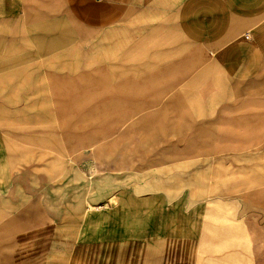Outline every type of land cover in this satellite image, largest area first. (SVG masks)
I'll list each match as a JSON object with an SVG mask.
<instances>
[{
  "label": "crops",
  "instance_id": "obj_1",
  "mask_svg": "<svg viewBox=\"0 0 264 264\" xmlns=\"http://www.w3.org/2000/svg\"><path fill=\"white\" fill-rule=\"evenodd\" d=\"M77 28L85 63L99 61L84 68L91 81L100 79L101 95L89 106H123V95H105L111 73V90H131L133 112L156 108L143 121L162 119L164 137L188 138V124L214 120L203 118L205 106L220 113L264 104V0H0V264H192L200 214L169 210L202 207L209 190L198 169L183 177V163L180 171L136 175L158 192L140 212H127L92 210L106 191L93 195L75 168L38 161L44 139L58 147L54 140L90 137L76 134L58 110L75 98ZM154 207L161 211H145ZM215 212L205 216L202 245L214 237ZM229 238L222 240L236 251L223 262L210 255L211 264H239L251 251L245 238Z\"/></svg>",
  "mask_w": 264,
  "mask_h": 264
},
{
  "label": "rangeland",
  "instance_id": "obj_2",
  "mask_svg": "<svg viewBox=\"0 0 264 264\" xmlns=\"http://www.w3.org/2000/svg\"><path fill=\"white\" fill-rule=\"evenodd\" d=\"M76 43L75 98L70 105L58 110L61 120L73 122L76 134L85 130V135L90 137L54 140V143H59L58 147L47 145L53 142L44 139V154L37 156L39 163L45 167L53 164H65V168L71 166L81 178L90 181L93 195L106 191L103 202L98 204L93 201L88 205L92 210H111L115 206H121L127 212H140L143 209L140 204L153 203L158 192L147 189L146 182L140 181L136 175L151 169L156 172L162 168L167 170L174 165H178L180 171L183 163L190 164L183 166L187 170L183 169L182 176H188L191 170L198 169L199 174L202 172L200 175H206L201 178L209 193L200 208L184 202L180 207L171 208L169 212L200 214L194 229L195 243L189 257L192 264H197L199 250L200 264H211L210 255L216 257L219 254L221 262L227 260L228 254L236 251L233 248L229 250V245L222 240L230 239L229 237L245 238L251 244V251L240 254L239 264H263L264 104L248 102L222 109L220 113L217 108L205 106L203 115H200L204 119H214L212 122H198L196 131L197 125L192 128L188 124V138H166L162 119L161 124L143 121L156 108L140 107V110L135 108L133 112L130 106L131 90H111L116 81L114 74L104 76L105 86L109 88L105 95H123V106L116 102L107 106H89L90 103L97 102L95 100L101 95L100 79L95 82L96 76H92L91 81L84 75V68L99 65V61L92 60L90 64L88 57V64L85 63L86 51L78 28ZM123 77L130 78L131 75L125 74ZM86 81L92 82L94 90L85 91ZM146 93L145 90L140 91L141 95ZM49 109L57 111V108ZM116 119L120 122H116ZM133 128L137 130L134 133ZM60 173L62 178L67 177V170ZM172 204L174 203L167 204V208L172 207ZM210 210H216L212 214L214 237H209L208 243L204 241L205 250L200 236L205 216L209 215ZM221 210H230L233 214H222ZM145 211L161 210L154 207ZM217 235L220 237L219 242L214 239ZM202 252L206 257H202Z\"/></svg>",
  "mask_w": 264,
  "mask_h": 264
}]
</instances>
